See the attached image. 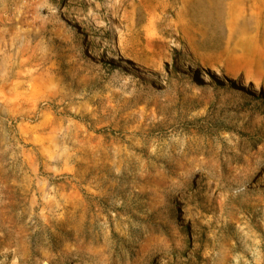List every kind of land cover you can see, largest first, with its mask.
Wrapping results in <instances>:
<instances>
[{
	"label": "rangeland",
	"instance_id": "374dc122",
	"mask_svg": "<svg viewBox=\"0 0 264 264\" xmlns=\"http://www.w3.org/2000/svg\"><path fill=\"white\" fill-rule=\"evenodd\" d=\"M255 26L264 0H0V264H264V77L227 60Z\"/></svg>",
	"mask_w": 264,
	"mask_h": 264
},
{
	"label": "bare ground",
	"instance_id": "6f19581e",
	"mask_svg": "<svg viewBox=\"0 0 264 264\" xmlns=\"http://www.w3.org/2000/svg\"><path fill=\"white\" fill-rule=\"evenodd\" d=\"M232 2L234 3L235 0H232ZM255 27L256 37L258 38L260 36L262 38L264 36L263 28H261L260 26ZM146 32V36L153 35V32L150 30ZM262 49V46H259L256 41L247 39L241 43L239 53H237L236 55L234 54L235 56L232 58H227V60L229 61L234 59L235 62L240 64V68H244L247 74L254 76V78L259 76L264 77V52L262 51ZM202 78H205L204 75H202ZM243 85H246L245 82L243 83Z\"/></svg>",
	"mask_w": 264,
	"mask_h": 264
}]
</instances>
